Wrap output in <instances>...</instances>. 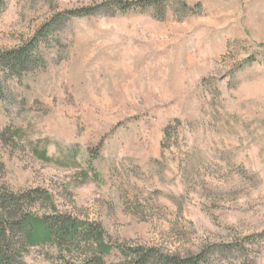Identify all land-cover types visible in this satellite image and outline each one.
Returning <instances> with one entry per match:
<instances>
[{
  "label": "rangeland",
  "instance_id": "1",
  "mask_svg": "<svg viewBox=\"0 0 264 264\" xmlns=\"http://www.w3.org/2000/svg\"><path fill=\"white\" fill-rule=\"evenodd\" d=\"M100 1L2 0L0 54ZM38 55L0 74V197L95 224L112 247L103 264L128 262L121 249L185 257L214 244L230 251L207 264H264V0L73 17ZM7 226L0 247L12 264H79L94 252L25 246Z\"/></svg>",
  "mask_w": 264,
  "mask_h": 264
},
{
  "label": "trees",
  "instance_id": "2",
  "mask_svg": "<svg viewBox=\"0 0 264 264\" xmlns=\"http://www.w3.org/2000/svg\"><path fill=\"white\" fill-rule=\"evenodd\" d=\"M165 4L166 0H102L84 7L72 8L58 13L54 18L41 25L26 45L0 54V74L17 76L21 72H25L35 66L37 60H39V45L48 38L49 33L57 25L64 23L70 18L92 16L98 12H106L114 8L122 11L146 8L158 10ZM178 5L182 10L189 8L185 2H180ZM2 87L0 79V97ZM27 198H30V196L0 197L2 208L8 211L7 214L11 211L15 212L13 219H7L5 215L1 214L0 226L2 229H5L8 225L7 228L11 233L18 231L23 238L25 246H40L55 243L57 245L72 244L79 247L80 242H83L84 245L94 244L92 256L79 264H103L101 256L108 254L112 247L101 241V230L98 226L66 215L37 217L25 213L20 210V207L21 203L25 202ZM2 229L1 232L3 233ZM256 236L263 238L264 232ZM249 239L250 237H247V240ZM230 247L229 244H214L203 247L199 252L185 257L175 254L164 255L156 249L140 246L126 250L121 249L120 253L124 257H131L125 264H129V262L134 264H207L214 255L229 252ZM6 253L7 250L0 247V264H12Z\"/></svg>",
  "mask_w": 264,
  "mask_h": 264
}]
</instances>
